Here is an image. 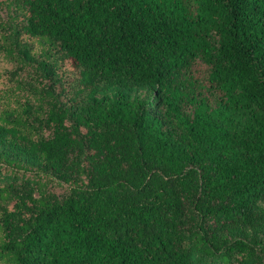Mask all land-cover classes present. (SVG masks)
Returning <instances> with one entry per match:
<instances>
[{
    "label": "trees",
    "instance_id": "obj_1",
    "mask_svg": "<svg viewBox=\"0 0 264 264\" xmlns=\"http://www.w3.org/2000/svg\"><path fill=\"white\" fill-rule=\"evenodd\" d=\"M4 6L45 59L0 88V264H264V0Z\"/></svg>",
    "mask_w": 264,
    "mask_h": 264
},
{
    "label": "rangeland",
    "instance_id": "obj_2",
    "mask_svg": "<svg viewBox=\"0 0 264 264\" xmlns=\"http://www.w3.org/2000/svg\"><path fill=\"white\" fill-rule=\"evenodd\" d=\"M19 14V11H17L13 6L11 8H7L4 6L0 9V22L4 23V28L0 29V88L2 87L3 83L11 85L17 77H22L26 81V83L24 84L25 88L30 89L31 85H33V87L36 86V82H32L31 80L32 74H43L42 70L37 67L36 64L38 60L40 61L42 59H45L41 53L42 51H40V48L30 42V40L22 39L20 35H18L17 44L19 45V43L21 42V44L24 46H17L16 44L14 33L15 26H17L16 24L19 23L17 18L19 17ZM19 28L20 26H18V29ZM25 49L29 50L27 52L29 58L26 57L24 51ZM46 61H48V59H46ZM28 65L33 68V73H29L27 75V73L29 72V69H27ZM55 72L60 73L59 75L61 76L63 85L71 84L73 86L76 84L74 79L76 77L77 71L71 70L67 62L59 63ZM27 83H30L31 85L29 86L27 85ZM45 83H47V81L44 79L43 84ZM55 86L61 85L58 83ZM144 95L145 92H138L132 94V97L141 98ZM0 109H7L8 111L13 110L15 112H18L20 110V106L16 103L1 101ZM4 118L12 119L14 117L5 116ZM56 180L52 179V182L47 185V188L52 192L60 194L63 192V186L65 187L66 184L59 185L58 181ZM261 207L264 208V203H261ZM257 233L261 237H264V233Z\"/></svg>",
    "mask_w": 264,
    "mask_h": 264
}]
</instances>
